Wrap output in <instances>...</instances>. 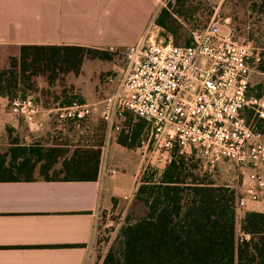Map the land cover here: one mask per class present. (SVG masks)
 <instances>
[{"label":"trees","instance_id":"trees-1","mask_svg":"<svg viewBox=\"0 0 264 264\" xmlns=\"http://www.w3.org/2000/svg\"><path fill=\"white\" fill-rule=\"evenodd\" d=\"M239 4L245 5L254 20L249 40L259 47L264 41V0H239ZM192 6L193 0H173L160 11L155 23L162 30V39H171L179 46L175 40L186 24L201 28L193 21L196 20L193 12L189 17ZM191 44L192 37L183 46ZM7 59L8 63L0 60V97L14 100L27 98L28 93L50 95L39 90V80L43 78L50 88L61 89V96L52 105L40 101L45 108L53 109L86 102L74 97L73 86H58L61 76H80L88 59L109 61L112 58L100 49L25 45ZM258 70L264 73L263 63ZM255 98H264V84L258 86ZM86 119L67 120L64 127L67 131L75 130ZM254 120L256 129L264 134V119L254 115ZM143 122L134 114L126 113L121 120L124 129L118 135L119 142L135 148L145 128ZM247 122L254 126L251 118ZM100 131L89 138L93 145L77 147L72 152L57 144L46 149L15 142L9 153L0 152V181H33L38 164L43 163L41 173L46 181L95 182L107 141L104 121ZM59 163L67 177H49ZM210 178L203 173L195 156H187L175 148L161 178L154 181L146 177L142 181L133 205L142 204L144 212L136 217L134 212H129V217L134 215V218L127 219L118 245L103 256L102 264H264V213L246 212L238 224L237 190L217 186Z\"/></svg>","mask_w":264,"mask_h":264},{"label":"built area","instance_id":"built-area-1","mask_svg":"<svg viewBox=\"0 0 264 264\" xmlns=\"http://www.w3.org/2000/svg\"><path fill=\"white\" fill-rule=\"evenodd\" d=\"M223 26L214 18L193 32L190 46H176L161 38L154 21L135 47L122 52L126 66L114 93L96 103L58 107V121L96 114L106 123L109 141L121 132L124 115L134 114L148 124L149 138L142 148L157 162L151 167L159 179L175 148L195 156L204 172L232 162L241 185L235 188L237 211H243L264 195V177L259 174L264 172V134L244 116L252 108L264 119V98L249 96L251 47L240 44L231 31L224 33ZM10 108L32 132L42 129L40 117L47 111L33 98L10 100Z\"/></svg>","mask_w":264,"mask_h":264},{"label":"crops","instance_id":"crops-1","mask_svg":"<svg viewBox=\"0 0 264 264\" xmlns=\"http://www.w3.org/2000/svg\"><path fill=\"white\" fill-rule=\"evenodd\" d=\"M167 1L0 0V53L25 45L131 47L141 36L126 47L114 45L107 41L105 20H156ZM7 103L0 97V105ZM40 118L38 135L52 140L59 128L49 134L48 128L51 120L58 121L56 115L46 112ZM149 169L138 148L114 136L103 149L95 182L0 181V264H102L95 248L98 219L126 218ZM246 211L264 213V205L250 202Z\"/></svg>","mask_w":264,"mask_h":264},{"label":"rangeland","instance_id":"rangeland-1","mask_svg":"<svg viewBox=\"0 0 264 264\" xmlns=\"http://www.w3.org/2000/svg\"><path fill=\"white\" fill-rule=\"evenodd\" d=\"M168 2V1H167ZM173 2V0H169V3ZM240 5V6H239ZM244 5V4H243ZM241 7L239 4V0H193V6L188 11L190 12L189 17L195 16L196 20H193L198 23L201 28H193L190 25H185L183 29L179 31L178 39L175 40V44L179 46L185 45L188 39H191L193 32L205 28L214 18L215 20H219L221 24H224L222 31L224 33L232 32L235 40H237L240 44L249 45L252 51V57L250 59V65L253 69L252 75L249 80V96L255 97L257 93L258 86L264 84V73L259 72L258 67L261 63L264 64V41L262 45L259 47L255 46L250 40V29L253 27L254 20L250 17V13H248L247 8ZM168 6V5H167ZM207 14V15H206ZM210 17V19L208 18ZM108 25H105L106 29V38L107 41L114 45H119L126 47L125 45H129V43L133 42L138 37L143 36L141 34L142 29L145 31L150 24H152L155 20H105ZM227 21V23H225ZM146 24V25H145ZM194 24V22L192 23ZM160 36L163 38L162 31L160 32ZM140 38V39H141ZM140 41V40H139ZM139 41L131 46L126 48H114L118 51H111L109 49H101L105 52L111 54V60H86L84 67L82 69V73L80 76H68V77H60L58 81V86L65 84L66 86H73L76 90L74 97L78 100H84L87 103H96L106 99L114 93V90L123 76L125 69V60H124V52L129 49L135 47ZM123 52V53H122ZM15 53V50L9 49L6 52H1L0 56L3 57V63H8V56ZM45 79L41 78L39 80V90H44L49 92L50 95H45L42 93H28V97H31L35 100L37 104H41L40 101H47L49 105L53 104V101L61 96V89L50 88L47 86V82ZM53 92V93H52ZM58 93V94H57ZM70 96V95H69ZM73 96V95H72ZM25 99V98H24ZM42 105V104H41ZM43 106V105H42ZM44 107V106H43ZM48 116L56 115L55 111L52 115H49V111L51 108H45ZM253 113V114H252ZM254 115L256 116V111L252 108H247L245 111V118H251V123L255 126ZM101 119L96 115H91L87 117L82 126H79L75 130L67 131L64 127V123H60L59 121L51 120L53 124H50L48 130V134L51 133L52 127H57V131L53 135V139L51 140L49 137L39 136V132H33L30 130L27 123L22 118L14 117L11 114V108L9 103L5 105H0V152L3 154L9 153V150L12 147V144L17 142L20 145L24 146H33L35 148H49L55 144L63 146L65 150H70L71 152L76 150L77 147H87L89 145H93L92 141L89 140L91 136H95L97 133L100 134V125ZM144 124V131L140 137V139L136 143V148L139 149L141 156L144 158L145 168L150 167L151 171L149 173L145 172L142 177V181L144 178L148 177L149 179L154 178V181L159 180V176L156 170H154L151 166L157 165V162L152 157L151 153H144L142 143L147 142L149 138V127L146 122ZM124 126L121 123V131L124 129ZM63 129L65 131L63 132ZM120 133V132H119ZM118 134L112 135L111 138L118 137ZM26 137H29L26 140ZM111 140V139H110ZM108 139L106 141V146L108 143ZM109 152V148L107 150V154ZM105 156V162L107 163L108 155ZM72 153H67V156H71ZM111 155V154H110ZM10 160V159H9ZM62 162V161H61ZM111 162V160H110ZM43 163L38 164L37 169L34 173L35 179H43L45 176L41 173V166ZM210 176V181L215 183L217 186L229 187L235 189L236 186H241L236 179L238 172L235 168V165L232 162H223L220 163L218 169L213 172H204ZM260 175L264 177V172H259ZM49 177L64 179L67 177L65 173L62 172V164L59 163L55 169H53L49 173ZM153 181V180H152ZM238 188V187H237ZM243 194V192H242ZM259 205H264V195L260 201L256 202ZM248 207V206H247ZM243 211H237V222L240 224L245 213L246 209ZM132 212H134L135 217L141 216L144 212V206L140 203L137 205H133L131 207ZM128 216L125 218H121V216L114 215L112 217H106L101 215L97 222V234L95 241V248L97 255L101 258L108 253V251L118 245L121 229L127 223L128 218H134ZM240 226L238 225V230Z\"/></svg>","mask_w":264,"mask_h":264}]
</instances>
